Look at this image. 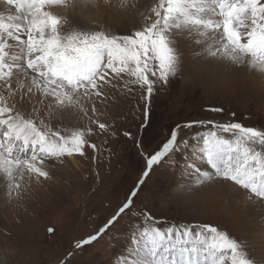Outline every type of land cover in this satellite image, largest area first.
Segmentation results:
<instances>
[{
  "label": "snow or ice",
  "instance_id": "obj_1",
  "mask_svg": "<svg viewBox=\"0 0 264 264\" xmlns=\"http://www.w3.org/2000/svg\"><path fill=\"white\" fill-rule=\"evenodd\" d=\"M10 9L0 15V176L9 192L21 191L25 176L48 178V161L64 155L85 154V148L97 145L85 138L83 131L66 137L43 122H36L35 106L27 111L24 101L60 106L80 102L81 97L104 99L114 80L131 78L128 82L142 91V99L150 103L158 88L176 77L180 50L178 37L184 33L202 38L195 42H215V57L221 51L232 65L248 67L264 76V0H158L151 9L155 19L146 17L141 30L129 35H108L103 31L61 33L62 20L50 10L63 5L72 13L111 8L113 0H3ZM9 41H15L13 45ZM19 48L13 60H22L15 67L21 79H11L14 65L9 64V49ZM26 65V67L24 66ZM22 81V82H21ZM40 94V100L34 98ZM213 111H223L215 108ZM95 112V106H93ZM235 115V114H233ZM147 116V110L145 111ZM98 123L106 131L104 123ZM207 134L195 133L192 143L179 140L183 128H208ZM229 134L228 138L218 131ZM90 131V130H89ZM125 136L131 138L130 132ZM200 146V159L212 171L195 164L198 182L214 177L238 185L249 198L264 201V130L245 127L240 122L194 120L177 124L170 135L153 152H144L145 168L114 215L95 235L78 241L80 248L95 241L113 226L122 215L133 211L134 198L154 166L165 157L184 160L186 154ZM49 232L53 230L48 229ZM135 246L127 253L125 264H257L244 246L225 231L210 224H172L166 228L151 227L133 234ZM71 255V253H69Z\"/></svg>",
  "mask_w": 264,
  "mask_h": 264
},
{
  "label": "rangeland",
  "instance_id": "obj_2",
  "mask_svg": "<svg viewBox=\"0 0 264 264\" xmlns=\"http://www.w3.org/2000/svg\"><path fill=\"white\" fill-rule=\"evenodd\" d=\"M147 2L145 10L136 3L129 4L127 11H121L126 13L123 18L114 13L108 17L100 10L75 14L67 11L69 19H66L64 14L50 10L61 18L63 35L78 30L129 35L144 27L148 22L146 17L155 19L150 9L158 0ZM130 11L139 15L129 16ZM89 12L99 16V20L90 21ZM9 13L1 11L0 15ZM186 39L178 37L180 57L176 77L158 88L150 103L142 99L137 85L128 82L131 78L124 77L113 81L115 87L107 90L104 99L81 97L79 103L69 106L47 101L33 104L37 108L34 116L38 124L43 122L66 137L83 131L97 145V150L87 148L83 156L76 154L82 158L77 170L65 155L50 159L45 168L49 177L37 179L26 175L19 192H9L7 182L0 176V264H125L127 253L135 246L134 233L139 235L143 228H166L172 224H210L240 242L257 264L264 258V246L254 247L253 242L264 243V232L256 238L249 233L254 223L245 213V204L227 190L210 189L218 178L201 184L195 179L194 169L186 167L185 161L200 164L193 158L200 159L202 141L197 142L198 146L184 160L165 157L153 167L134 198L136 215L131 212L122 215L95 241L80 248L74 246L95 235L142 178L145 158L137 142L143 145L144 152L151 153L177 124L194 120L220 124L236 121L245 127L264 130V76L246 70L233 78H213L208 74L210 66H205L203 57L198 56ZM14 55L17 54H9L7 61L14 65L11 78L20 72L15 65L24 64L22 60H13ZM215 108L223 111H213ZM96 121L104 123L107 130L101 131ZM211 130V126L183 128L178 139L188 138L192 143L195 133L203 135ZM125 132H130L131 138ZM205 188L209 190L202 192ZM246 195L248 199L250 194L246 192ZM49 228L53 231L49 232Z\"/></svg>",
  "mask_w": 264,
  "mask_h": 264
},
{
  "label": "bare ground",
  "instance_id": "obj_3",
  "mask_svg": "<svg viewBox=\"0 0 264 264\" xmlns=\"http://www.w3.org/2000/svg\"><path fill=\"white\" fill-rule=\"evenodd\" d=\"M135 3L142 10H145L148 8L147 0H113V6L111 8L101 9V12H104V14L108 17H109V15L112 16L113 13L116 17H122L124 12L121 13V11L123 9H125V10L128 9L127 7L129 6V4H135ZM60 7L59 6H56V7L53 6L52 8L55 11H57L60 15L64 14L66 19H69L67 16V14H68L67 11H69V10L65 9L63 6H60ZM132 7H135V9H136V6H132ZM129 10H131V9H129ZM1 11H7V12H11L12 14H15L14 11H10L9 8H7V5L4 4L2 0L0 1V12ZM90 13H92V12L88 13V16H90V17H88V19L90 21H96V20L98 21L99 20V16L92 15ZM69 15H72V14H69ZM124 15H126V13ZM134 15L136 16L139 14H138V12L133 13L130 11L129 16H134ZM75 18L76 17H74V18L72 17L71 19L74 20ZM182 36L187 37L186 41L188 42L190 47L194 48V50L197 52L198 56L203 57V59L206 63L205 66H207V67L210 66V68L208 70V74H212L213 78L214 77L215 78L219 77L220 79H226L229 77L233 78V77L237 76L238 73H240V72H245L246 70H251L247 64L241 65V66L232 65L230 63V61H228L227 57L225 56V54L222 51L220 53H218V55L215 57L211 56L207 51V47L209 45H211L213 50H215V42L214 41L208 40L205 43L197 44L195 41L198 39H202V38L196 36L195 34H193L192 36L189 37L187 35V33H184ZM9 43H11L13 45L16 44L15 41H9ZM12 49H15V51ZM11 53L17 54L16 56H18L19 55V48L15 47V46L10 48L9 54H11ZM21 65H23V64H21ZM24 66L26 67V65H24ZM21 77H22V73L19 72L18 76L16 75V77H13L11 79L13 81H17L18 79H21ZM39 99H40V94L37 93L34 100L39 101ZM32 106H33V104H30L27 100L24 101L23 104L21 105V107L23 109H26V108L32 107ZM85 138L90 141V139L88 137L85 136ZM86 149L87 148H85V154L88 152V150H86ZM194 152H196V151H194ZM65 157L67 158V160H69L71 162L70 164L74 168L78 167V165L80 168V166H81L80 165V158H81L80 156L78 157V156H76V154L75 155L73 154V155H65ZM193 161H196L197 164L200 163L198 166L202 170L210 172L211 169L208 168V166L203 161H200L199 158H193ZM69 167H70V169H72L71 166H69ZM76 170H77V168H76ZM195 179L197 180L198 177ZM193 181H195V180H193ZM232 183H231V181L229 182L228 180H224L223 178H218L217 180L213 181L212 185L210 186V189H212V190L214 189V192H218V190H227V191H229L230 196L239 198L245 204V209H246L245 213H247L249 215V217H251V219L254 223L251 226L252 228L250 227L249 233L256 238V236H258L262 232H264V201L257 200L254 197H252L251 199L250 198L246 199L245 198V197H247L246 192L243 189L239 188L238 185L236 186ZM223 184H227L226 185L227 187H222ZM208 190H209L208 188H205L202 190V192H204V191L207 192ZM257 238L259 239V237H257ZM259 240H261V239H259ZM248 241H249V238H248ZM253 242H255L254 247L256 244H260L261 246H264V243H260V242L258 243L257 240H254ZM262 254L264 255V251H262ZM259 264H264V258H261Z\"/></svg>",
  "mask_w": 264,
  "mask_h": 264
}]
</instances>
